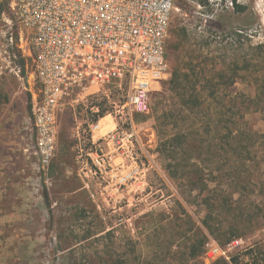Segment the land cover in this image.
<instances>
[{"label": "rangeland", "instance_id": "374dc122", "mask_svg": "<svg viewBox=\"0 0 264 264\" xmlns=\"http://www.w3.org/2000/svg\"><path fill=\"white\" fill-rule=\"evenodd\" d=\"M9 1L0 0V264H203L189 254L202 235L219 244L242 238L231 264H264V94L254 81L263 69L254 59L226 85L231 44L264 41V0H174L170 67L192 59L209 77L221 72V84L196 82L205 101L189 108L169 75L146 113H119L93 132L95 110L113 111L126 89L86 92L63 110L48 163L35 154L29 61L13 46L16 57L5 61ZM237 93L244 120L229 106L217 116L218 103ZM173 136L181 140L166 143Z\"/></svg>", "mask_w": 264, "mask_h": 264}, {"label": "built area", "instance_id": "2783aa9c", "mask_svg": "<svg viewBox=\"0 0 264 264\" xmlns=\"http://www.w3.org/2000/svg\"><path fill=\"white\" fill-rule=\"evenodd\" d=\"M210 5L216 0H206ZM226 7H232V1ZM174 0H10L5 61L16 57L30 65V111L35 154L43 163L56 148L63 110L88 92L113 84L126 89L122 104L100 120H133L149 108L150 93L171 73L167 40ZM118 135L116 125L108 133ZM131 141L133 132H123ZM118 137V136H116ZM101 152V150H100ZM100 156L98 150L92 152ZM97 164H100L97 162ZM242 238L204 243L203 264L232 258L245 249Z\"/></svg>", "mask_w": 264, "mask_h": 264}, {"label": "trees", "instance_id": "16d2710c", "mask_svg": "<svg viewBox=\"0 0 264 264\" xmlns=\"http://www.w3.org/2000/svg\"><path fill=\"white\" fill-rule=\"evenodd\" d=\"M238 7V6H237ZM238 33V32H236ZM231 50L233 51V56L231 58V74L228 76V80L226 82V85L228 87L235 84L236 80L241 77V73L243 72H250L252 61L254 59L257 60V65H260V68L263 69V72L260 76H254V81L256 82V85L260 88V91L264 94V41L259 42L255 45L244 44L243 42H238L231 44ZM247 48V49H246ZM246 49V51H244ZM243 52L242 56H239L241 52ZM242 57V58H240ZM201 64V63H200ZM200 64H194L193 60H180L177 62L176 60L173 63V66L171 67V73H170V79L167 81L168 88L175 92L181 99V101L189 106V108H194L195 106H202L205 101L204 98L200 96V93L196 91L195 86L196 82L205 81L207 84L211 83L212 78H215L219 80L215 84H221L220 81L225 77L224 75H221L220 73H216L215 76L209 77L207 74H205L204 68L201 67ZM254 65V64H253ZM220 94L219 91L212 90L207 95L208 97H211L213 100L218 99V95ZM227 95V94H226ZM242 94L237 93L234 95H228L229 99L228 101L224 103H218V109L216 115L219 117L221 116V108H224L226 106H229L230 109L236 108V112L238 111V117L233 116V120H244L245 111L248 109V107L245 106H237V100ZM220 107V108H219ZM108 109L106 107H99V116L104 115V113ZM232 133V132H230ZM233 135V134H231ZM181 140V138L177 136H173L172 138H169L166 143H169L171 141ZM185 143V141H184ZM177 144H181V142L177 141ZM171 145V149L168 151L171 152L175 149V146L173 144ZM49 207V205H48ZM203 226L206 228L209 227L206 221L202 222ZM206 241L205 236L202 235V238L200 240L194 242L192 248L189 250V254L193 258H197L199 255H201L203 251V246ZM235 261V258L231 260L233 263ZM229 264L224 260H218L214 264Z\"/></svg>", "mask_w": 264, "mask_h": 264}]
</instances>
